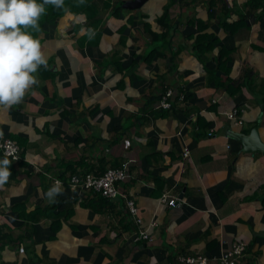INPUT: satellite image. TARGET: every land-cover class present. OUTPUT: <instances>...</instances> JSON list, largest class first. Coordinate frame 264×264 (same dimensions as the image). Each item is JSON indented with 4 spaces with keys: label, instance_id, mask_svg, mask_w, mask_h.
<instances>
[{
    "label": "crops",
    "instance_id": "crops-1",
    "mask_svg": "<svg viewBox=\"0 0 264 264\" xmlns=\"http://www.w3.org/2000/svg\"><path fill=\"white\" fill-rule=\"evenodd\" d=\"M126 1L85 0L43 23L39 84L0 107V137L20 147L18 160L0 152L12 173L0 264H222L238 243L235 264H264V153L230 136L257 127L264 143V0ZM122 165L140 223L123 196L69 184Z\"/></svg>",
    "mask_w": 264,
    "mask_h": 264
},
{
    "label": "clouds",
    "instance_id": "clouds-1",
    "mask_svg": "<svg viewBox=\"0 0 264 264\" xmlns=\"http://www.w3.org/2000/svg\"><path fill=\"white\" fill-rule=\"evenodd\" d=\"M85 0H80L84 4ZM46 6L67 12L65 0H0V107L11 108L22 102L26 92L39 84L35 75L41 66L47 67V56L41 41L29 29L39 31V21ZM94 37V30L87 32ZM11 162L0 160V188L11 176ZM62 186L56 180L45 198L55 202Z\"/></svg>",
    "mask_w": 264,
    "mask_h": 264
},
{
    "label": "built area",
    "instance_id": "built-area-1",
    "mask_svg": "<svg viewBox=\"0 0 264 264\" xmlns=\"http://www.w3.org/2000/svg\"><path fill=\"white\" fill-rule=\"evenodd\" d=\"M171 95V91L167 90L164 95L161 96L159 101L160 108H168L170 102L168 97ZM226 117L233 121L235 124H241L239 119V110L230 109L225 113ZM211 134V133H209ZM0 152L3 156L18 160L20 147L18 144L9 137H0ZM188 151L183 152V156H187ZM128 177L127 167L125 165L119 167H108L100 175H92L87 173L82 179L77 175H72L69 179V184L71 187L80 186L81 188L90 191L92 194L97 193L102 197L112 200L117 196H123L125 198L126 206L129 213L133 216L136 223H140L141 219L138 215V209L135 202L129 199L124 193H121L118 188V183L125 180ZM161 201L165 202L169 206H174L176 204L175 198H169L166 194L161 196ZM143 239H150V236L146 231H139V236ZM245 245L243 243H238L232 247L231 250L223 252L219 257V261L222 264H235L237 259L243 254ZM187 264H207L206 257L199 255L197 257H183Z\"/></svg>",
    "mask_w": 264,
    "mask_h": 264
},
{
    "label": "water",
    "instance_id": "water-1",
    "mask_svg": "<svg viewBox=\"0 0 264 264\" xmlns=\"http://www.w3.org/2000/svg\"><path fill=\"white\" fill-rule=\"evenodd\" d=\"M147 0H128L123 6L125 8H135L142 6ZM230 136L240 140L243 144L245 152H261L264 153V143L260 140L257 127H253L249 134L232 131Z\"/></svg>",
    "mask_w": 264,
    "mask_h": 264
},
{
    "label": "trees",
    "instance_id": "trees-1",
    "mask_svg": "<svg viewBox=\"0 0 264 264\" xmlns=\"http://www.w3.org/2000/svg\"><path fill=\"white\" fill-rule=\"evenodd\" d=\"M76 1H79L80 3V0H65V8L67 9L68 11V8L70 7L71 4H75ZM65 13V11L63 10H57L51 6H46V14L45 15H48L47 18L44 20V17L40 19L39 21V31H40V27L41 25L43 26V23H45L46 21H52L54 19H56L57 17H60L61 15H63ZM29 31L31 32V34L37 38H38V31L36 30H33V29H29ZM40 40V39H39Z\"/></svg>",
    "mask_w": 264,
    "mask_h": 264
},
{
    "label": "rangeland",
    "instance_id": "rangeland-1",
    "mask_svg": "<svg viewBox=\"0 0 264 264\" xmlns=\"http://www.w3.org/2000/svg\"><path fill=\"white\" fill-rule=\"evenodd\" d=\"M79 4H80L79 1H76L74 5H70V8H71V7H75V6L79 5ZM45 14H46V13H45ZM45 14L42 16V18L44 17V20L47 18V16H49V14H48V15H45ZM42 28H43V26L41 25L40 30H41Z\"/></svg>",
    "mask_w": 264,
    "mask_h": 264
}]
</instances>
